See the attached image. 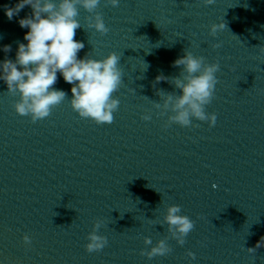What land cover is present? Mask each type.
Here are the masks:
<instances>
[{
	"label": "water",
	"instance_id": "95a60500",
	"mask_svg": "<svg viewBox=\"0 0 264 264\" xmlns=\"http://www.w3.org/2000/svg\"><path fill=\"white\" fill-rule=\"evenodd\" d=\"M18 2L0 0V61L15 60L19 43H28L18 21L31 6L11 21L3 7ZM97 11L109 33L89 28L81 7L74 39L85 44L79 59L121 56L112 124L81 118L60 73L54 87L67 98L36 123L16 112L19 94L0 80V264H264V246L256 248L264 238V36L226 0H121L118 7L101 0ZM220 22L226 28L213 37L211 25ZM185 49L220 63L206 107L217 115L214 127L194 120L199 127L165 128L172 113L154 107L163 103L158 89L182 94L171 80L153 82L180 75L173 63ZM173 204L195 221L183 246L164 222ZM97 219L109 243L89 254ZM166 237L168 255L140 254Z\"/></svg>",
	"mask_w": 264,
	"mask_h": 264
},
{
	"label": "clouds",
	"instance_id": "9594fccd",
	"mask_svg": "<svg viewBox=\"0 0 264 264\" xmlns=\"http://www.w3.org/2000/svg\"><path fill=\"white\" fill-rule=\"evenodd\" d=\"M121 0H107L113 7H118ZM206 6L213 5L215 0H204ZM101 0H19L14 6L4 5L5 14L11 21L18 16L25 6H31L32 12L25 18L19 19L21 28L29 31L24 40L19 43L15 60L5 58L0 61V80L7 85V92L19 94V100L14 107L20 116H30L33 123L51 115L52 109L67 98V92L58 90L54 85L58 82L60 73L65 82L72 85L73 110L81 118L91 119L98 125L114 122V113L119 111L120 100L114 97L123 82V69L120 67L121 56L115 51L103 59L91 58L87 55L78 58V53L84 49L82 41L74 39L76 30L81 28L78 19L82 7L90 15L88 27L95 29L101 35L109 33L103 15L97 11ZM94 14V15H91ZM226 28L225 23L211 25L210 35L215 37L219 31ZM214 49L222 47V43L212 45ZM7 54L12 51L11 45L3 46ZM264 52V48H261ZM184 55L177 58L173 67H181L180 75L167 77L160 74L153 82V87L161 81L170 80L182 94L157 90L163 103L155 102L154 107L160 110V115H168V123L179 124L181 127H199L194 120L208 122L214 127L217 122L215 113H208L206 107L212 103L219 83L217 73L221 71L219 61L209 63L204 56H194L191 51L184 50ZM135 92V90H132ZM166 93V95H161ZM144 121L152 119L151 114L141 117ZM213 187H216L215 185ZM182 208L173 204L167 208L164 222L168 225L171 238L179 245L186 243V238L195 228V221L187 215H182ZM103 221L97 219L93 230L88 234L85 245L86 251L98 253L108 245L106 236L100 235L99 230ZM167 237L151 247L150 251L142 250L141 255L152 259L156 256H166L173 251L167 243ZM26 246H31L32 238L23 236ZM145 245H152L150 237H145ZM264 246V238L256 248ZM256 248H248L249 253H255ZM195 259V253L187 254Z\"/></svg>",
	"mask_w": 264,
	"mask_h": 264
}]
</instances>
